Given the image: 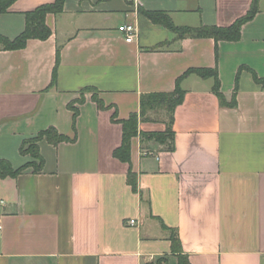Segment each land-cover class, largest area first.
Segmentation results:
<instances>
[{
  "label": "crops",
  "instance_id": "obj_1",
  "mask_svg": "<svg viewBox=\"0 0 264 264\" xmlns=\"http://www.w3.org/2000/svg\"><path fill=\"white\" fill-rule=\"evenodd\" d=\"M53 1L15 0L0 14V34L17 37L26 12ZM253 2L65 0L63 12L46 16L48 39L0 49V161L24 168L0 174V264H179L180 255L190 264H264V0L236 41L177 39L141 11H166L178 26H229ZM126 22L138 28L130 40L119 30ZM200 67L217 69L225 103L213 77L189 74L174 148L143 135L167 128L166 112L151 110L131 161L116 157L119 120L140 114L142 95L173 91ZM83 93L74 119L69 103ZM51 126L71 140L41 139L35 170L40 160L21 146Z\"/></svg>",
  "mask_w": 264,
  "mask_h": 264
},
{
  "label": "trees",
  "instance_id": "obj_2",
  "mask_svg": "<svg viewBox=\"0 0 264 264\" xmlns=\"http://www.w3.org/2000/svg\"><path fill=\"white\" fill-rule=\"evenodd\" d=\"M15 0H0V14L8 11L9 7ZM65 0H54L53 2L44 3L39 5L33 10L26 12V27L21 34L15 38H9L3 34H0V49L4 50H16L24 48L27 45L29 39L37 38L46 40L52 35V29L46 22V16L48 13L59 14L64 10ZM147 17L153 22L159 23L174 33L176 38L181 39L184 37H212L219 42L220 40L236 41L241 37V27L248 20L252 19L258 11V0H254L252 7L244 16L237 19L232 25L229 26H218V25H205L199 26H178L173 22L171 15L166 11H152V10H141ZM57 60L59 62L60 55L58 52ZM195 73L203 78L213 77L215 79L214 92L218 95L222 103H225V96L221 92L220 78L216 68H189L177 79L176 87L170 92H151L143 94L141 97V112L140 114L134 113L129 118L119 120L123 125V140L122 144L115 149L114 155L121 160L130 162L131 161V142L132 138L139 133V120H150L148 112L151 110L161 111L164 110L168 117L166 121L167 128L165 131H153L144 132L143 135L147 138H155L161 143H166L169 149L174 148V112L176 107L181 104L186 95L185 89L181 86V81L184 77L189 74ZM57 79V70L55 69L53 75V83ZM90 91H95L94 88H87ZM93 99L97 101L99 107L103 108L104 104L98 97V94H93ZM85 100L83 95L69 103V107L73 111L74 119L77 118L79 108L74 103H83ZM117 112L112 115L113 120H118ZM46 138L53 144H58L63 141H70L71 138L60 133L54 126L49 127L46 130L39 132L36 137L25 140L21 146V152L26 154L30 153L33 157L40 160V163H34L35 170H40L43 165V157L39 152L38 142ZM24 168L14 169L10 163L6 160L0 161V174H17L20 173ZM129 182L136 189L137 182L134 174L129 172ZM173 250L179 251L180 241L177 235L172 237ZM179 264H190L189 259L186 256L180 255Z\"/></svg>",
  "mask_w": 264,
  "mask_h": 264
},
{
  "label": "built area",
  "instance_id": "obj_3",
  "mask_svg": "<svg viewBox=\"0 0 264 264\" xmlns=\"http://www.w3.org/2000/svg\"><path fill=\"white\" fill-rule=\"evenodd\" d=\"M119 30L125 34V36L127 37V39L130 40V39H132L137 34L138 28H137V26H136L135 23H133V22H126V23L122 24L119 27ZM129 222L131 224H135L136 220L135 219H131Z\"/></svg>",
  "mask_w": 264,
  "mask_h": 264
},
{
  "label": "rangeland",
  "instance_id": "obj_4",
  "mask_svg": "<svg viewBox=\"0 0 264 264\" xmlns=\"http://www.w3.org/2000/svg\"><path fill=\"white\" fill-rule=\"evenodd\" d=\"M85 91H86V90H85ZM85 91H83V92H85ZM154 115H155V117H158V118L161 117V116H162V117L164 116V114H161V113H159V114H154ZM164 118H165V116H164Z\"/></svg>",
  "mask_w": 264,
  "mask_h": 264
}]
</instances>
